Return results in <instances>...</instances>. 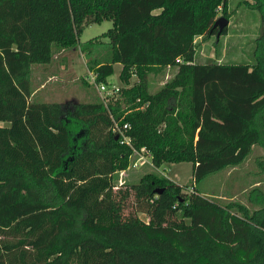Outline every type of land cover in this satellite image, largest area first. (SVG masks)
Segmentation results:
<instances>
[{
    "label": "trees",
    "instance_id": "16d2710c",
    "mask_svg": "<svg viewBox=\"0 0 264 264\" xmlns=\"http://www.w3.org/2000/svg\"><path fill=\"white\" fill-rule=\"evenodd\" d=\"M227 1L0 0V264H264V213L195 188L264 147V0L250 1L263 22L253 62L194 61ZM104 20L108 55L86 64L97 83L115 63L122 82L136 75L129 110L33 98V66L65 70L83 27ZM173 67L150 92L149 74ZM111 115L128 123L131 146L115 139ZM134 149L154 168L190 162L191 192L154 172L116 187ZM250 199L264 207L262 193Z\"/></svg>",
    "mask_w": 264,
    "mask_h": 264
},
{
    "label": "rangeland",
    "instance_id": "374dc122",
    "mask_svg": "<svg viewBox=\"0 0 264 264\" xmlns=\"http://www.w3.org/2000/svg\"><path fill=\"white\" fill-rule=\"evenodd\" d=\"M250 1H227L229 17L227 18L226 32L218 38L215 34L197 37L195 62L251 63L254 61L252 53L255 47V39L263 31V22L260 14L250 5ZM218 8L222 9L221 6H218ZM218 8L217 13L219 15L221 9L218 10ZM111 26L112 22L110 20L85 25L78 39L79 48L68 62L70 66L65 70L58 68L56 62L51 66L49 64L42 66L50 67L47 72H44L40 65L33 66V98L39 101L60 103L101 100L86 61L97 57L104 58L108 55L109 40L103 36V33ZM84 45L88 46L86 51L80 49ZM113 68L114 71L107 78L106 83L117 85L120 91L113 94L107 104H119L122 109L128 111L131 102L127 99L126 91L137 81V77L132 75L127 83L122 82L119 78L121 64L115 63ZM174 72L175 68L173 67L157 73H150L148 76V90L150 92L158 90L171 78ZM41 77H45L43 82ZM1 125H7V122H1ZM138 157L139 155L134 156L130 163L137 161ZM131 164L125 172L118 173L115 176L116 187L137 183L142 175L154 172L186 187L185 191L187 193L191 192L190 188L193 180L192 164L190 162H165L159 168H154L149 162L136 167ZM195 188L199 194L220 204L238 203L246 207L249 213L254 211L264 213V207L261 208L253 203V199H250L253 194H259V192L264 196V147L261 144L253 145L251 153L242 163L224 168L205 177L195 185ZM131 212H133V207L129 198L123 213L127 215ZM138 215L143 220H147L145 214L139 212Z\"/></svg>",
    "mask_w": 264,
    "mask_h": 264
},
{
    "label": "built area",
    "instance_id": "2783aa9c",
    "mask_svg": "<svg viewBox=\"0 0 264 264\" xmlns=\"http://www.w3.org/2000/svg\"><path fill=\"white\" fill-rule=\"evenodd\" d=\"M221 8H218L220 10ZM179 61V59H177ZM93 78V83L95 84V87L97 89V93L99 94L102 102L107 106V101L110 100V98L113 96V94H116L120 91V88L117 85L114 84H107L105 83H97L94 80V75L90 73ZM138 101V99H137ZM112 117V126H111V131L120 138L121 143H125L127 145L131 146V138L130 136L126 133V130L128 129V123H124L122 125L119 124L118 120ZM134 155H139L137 161L131 162L130 164L133 167L143 165L145 162L151 163V154L144 149L142 150H135L134 149Z\"/></svg>",
    "mask_w": 264,
    "mask_h": 264
},
{
    "label": "water",
    "instance_id": "95a60500",
    "mask_svg": "<svg viewBox=\"0 0 264 264\" xmlns=\"http://www.w3.org/2000/svg\"><path fill=\"white\" fill-rule=\"evenodd\" d=\"M227 24H228V19L225 18V17H223V16L218 17L214 21L213 28H217V32L215 34L217 38L221 35V32H222L223 28L225 26H227ZM117 138H118V136L115 135V139H117ZM154 192L157 193V194H159L160 192H162V189L161 188L155 189Z\"/></svg>",
    "mask_w": 264,
    "mask_h": 264
},
{
    "label": "crops",
    "instance_id": "0c3cea01",
    "mask_svg": "<svg viewBox=\"0 0 264 264\" xmlns=\"http://www.w3.org/2000/svg\"><path fill=\"white\" fill-rule=\"evenodd\" d=\"M176 70V69H175ZM126 171V170H125ZM125 171H121V172H119V173H123V172H125Z\"/></svg>",
    "mask_w": 264,
    "mask_h": 264
}]
</instances>
